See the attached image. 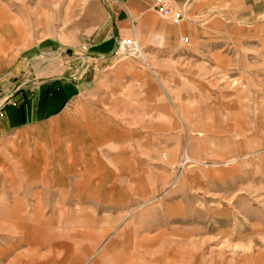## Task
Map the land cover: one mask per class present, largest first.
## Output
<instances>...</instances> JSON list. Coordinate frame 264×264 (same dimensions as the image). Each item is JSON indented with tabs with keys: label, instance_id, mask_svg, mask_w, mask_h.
<instances>
[{
	"label": "rangeland",
	"instance_id": "1",
	"mask_svg": "<svg viewBox=\"0 0 264 264\" xmlns=\"http://www.w3.org/2000/svg\"><path fill=\"white\" fill-rule=\"evenodd\" d=\"M80 1L0 0V54L25 67L12 89L78 79L67 54L45 68ZM247 3L215 22L224 35L142 56L117 44L97 102L79 103L103 115L81 165L59 157L49 180L0 190V264H264V0Z\"/></svg>",
	"mask_w": 264,
	"mask_h": 264
},
{
	"label": "crops",
	"instance_id": "2",
	"mask_svg": "<svg viewBox=\"0 0 264 264\" xmlns=\"http://www.w3.org/2000/svg\"><path fill=\"white\" fill-rule=\"evenodd\" d=\"M90 1L88 9L86 0L79 2L86 7L76 16L79 25L51 38L46 47L49 62L45 69L54 68L50 61L55 52L67 54L62 67L70 68L75 60L73 68L82 71L77 80L45 76L36 79L31 93L23 87L12 89L25 67L17 60L8 63V57L0 54V190L11 181L34 187L49 180L59 157L67 164L77 159L75 165H81L86 145L101 140L103 115L100 110L79 108V103L97 102V94L90 90L97 87L99 69L110 62L121 40H133L138 46L131 44L130 50L140 56L139 47L175 50L184 42L226 34L225 29H215V22L225 27L236 16L245 19L248 6L247 0H170L181 15L171 20L160 16L154 0ZM82 57L89 62L84 65ZM111 122L105 131L116 140L118 127Z\"/></svg>",
	"mask_w": 264,
	"mask_h": 264
},
{
	"label": "built area",
	"instance_id": "3",
	"mask_svg": "<svg viewBox=\"0 0 264 264\" xmlns=\"http://www.w3.org/2000/svg\"><path fill=\"white\" fill-rule=\"evenodd\" d=\"M154 7L163 18L178 20L181 16L180 12L172 7L170 0H154Z\"/></svg>",
	"mask_w": 264,
	"mask_h": 264
},
{
	"label": "bare ground",
	"instance_id": "4",
	"mask_svg": "<svg viewBox=\"0 0 264 264\" xmlns=\"http://www.w3.org/2000/svg\"><path fill=\"white\" fill-rule=\"evenodd\" d=\"M127 47H131V44L130 45H126Z\"/></svg>",
	"mask_w": 264,
	"mask_h": 264
}]
</instances>
